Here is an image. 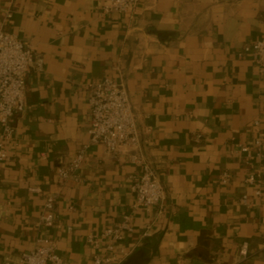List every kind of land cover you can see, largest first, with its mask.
Wrapping results in <instances>:
<instances>
[{
    "label": "crops",
    "instance_id": "1",
    "mask_svg": "<svg viewBox=\"0 0 264 264\" xmlns=\"http://www.w3.org/2000/svg\"><path fill=\"white\" fill-rule=\"evenodd\" d=\"M107 3L12 0L4 29L37 62L0 162V261L52 240L64 264H92L88 236L105 251L101 232L129 216L114 264L140 252L147 264H232L243 241L244 264H264V176L251 145L254 121L264 132V70L243 51L264 39V0H139L132 17L103 15ZM104 77L128 92L143 155L165 189L160 207L133 208L138 169L125 149L112 158L89 144L88 85ZM84 146L78 179L60 180ZM241 146L249 152L236 153ZM46 194L50 226L40 223Z\"/></svg>",
    "mask_w": 264,
    "mask_h": 264
},
{
    "label": "built area",
    "instance_id": "2",
    "mask_svg": "<svg viewBox=\"0 0 264 264\" xmlns=\"http://www.w3.org/2000/svg\"><path fill=\"white\" fill-rule=\"evenodd\" d=\"M139 0H108L102 7V14H135ZM3 17L0 20V162L7 156L6 143L14 133V120L17 114L25 109L26 77L36 64V56L29 44L23 43L4 29L13 17L12 0L7 2ZM251 61L261 70H264V39L252 42L243 47ZM87 106L89 109V144L101 145L104 153L112 158H118L122 150L126 151L127 162L138 169L133 177L131 192L135 197L133 208L148 211L153 207H160L165 199V189L156 172L147 163L141 148L139 129L136 115L129 100L128 92L121 83H116L108 77L88 85ZM254 137L251 145L253 156L261 163L264 176V132L259 128V122L252 124ZM87 146L79 149L75 157L66 165L60 167L57 175L60 180L78 179V172L85 161ZM248 153L247 146H241L236 153ZM252 158L251 154L246 156ZM229 175L222 173L219 182L224 185ZM247 183H254V177H248ZM259 183V181H258ZM31 193L39 192L36 187L28 189ZM257 196L260 190L255 192ZM242 203L247 204L248 198L242 196ZM54 195L46 194L43 199V211L40 223L50 226L54 221ZM131 232V218L123 216L120 223L104 229L100 236L107 239L105 251L100 250L99 242L94 236H88L87 242L95 250L92 264H114L119 259L114 252L115 243L122 239L121 232ZM148 233H144L147 236ZM54 241H41L30 251L22 252L16 262L3 259L0 264H64L56 254ZM249 242L243 241L232 264H244L248 261ZM130 253H123L122 259Z\"/></svg>",
    "mask_w": 264,
    "mask_h": 264
},
{
    "label": "water",
    "instance_id": "3",
    "mask_svg": "<svg viewBox=\"0 0 264 264\" xmlns=\"http://www.w3.org/2000/svg\"><path fill=\"white\" fill-rule=\"evenodd\" d=\"M150 260V257L145 256L143 252H140L136 255L130 256L126 261L122 264H147Z\"/></svg>",
    "mask_w": 264,
    "mask_h": 264
}]
</instances>
